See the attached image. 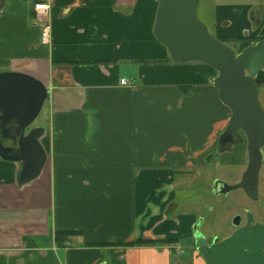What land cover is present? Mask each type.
Instances as JSON below:
<instances>
[{
	"label": "crops",
	"instance_id": "obj_1",
	"mask_svg": "<svg viewBox=\"0 0 264 264\" xmlns=\"http://www.w3.org/2000/svg\"><path fill=\"white\" fill-rule=\"evenodd\" d=\"M157 6L0 0V73L33 77L49 96L47 125L30 126L44 129L39 175L20 185L21 163L0 158V264H206L183 249L197 217L180 208L176 175L226 159L231 112L213 67L172 61L156 39ZM196 14L220 41L264 39V0H197ZM254 79L264 110V66ZM138 239L170 242L130 245Z\"/></svg>",
	"mask_w": 264,
	"mask_h": 264
},
{
	"label": "water",
	"instance_id": "obj_2",
	"mask_svg": "<svg viewBox=\"0 0 264 264\" xmlns=\"http://www.w3.org/2000/svg\"><path fill=\"white\" fill-rule=\"evenodd\" d=\"M158 2L153 32L175 62L200 61L213 67L217 76L212 83L218 97L231 112L229 122L220 135L219 144L232 145L238 133L246 139L247 164L237 183L221 179L213 182L216 195L242 189L257 199L258 175L264 145V110L258 98L255 76L264 66V39L239 52L215 38L197 17V0H156ZM47 88L24 73H0V137L11 139L17 147L5 146L0 140V158L20 162L17 183L35 179L46 161L39 139L42 127H31L42 105L48 99ZM240 215L232 224L229 236L210 243L196 228L194 246L206 264H264V224L255 222L250 212Z\"/></svg>",
	"mask_w": 264,
	"mask_h": 264
},
{
	"label": "rangeland",
	"instance_id": "obj_3",
	"mask_svg": "<svg viewBox=\"0 0 264 264\" xmlns=\"http://www.w3.org/2000/svg\"><path fill=\"white\" fill-rule=\"evenodd\" d=\"M224 43L236 51V47L231 42ZM48 116V104L44 101L33 124L47 125ZM228 150L231 152L225 154L226 159L222 161L216 157L214 163H208L201 168H192L188 175H176L175 196L178 202H181L180 208L195 212L197 229L206 237L208 243L214 237L220 240L234 231L232 219L235 215H240L243 224L245 213L248 211L255 222L264 224V145L256 200L248 198L242 189L219 195L212 190V183L217 178L229 184L237 183L246 167V139L242 133H238L235 144L228 146ZM192 247H194V240L189 245L183 244V249L187 252H190Z\"/></svg>",
	"mask_w": 264,
	"mask_h": 264
},
{
	"label": "trees",
	"instance_id": "obj_4",
	"mask_svg": "<svg viewBox=\"0 0 264 264\" xmlns=\"http://www.w3.org/2000/svg\"><path fill=\"white\" fill-rule=\"evenodd\" d=\"M260 39H257V38H253V37H248V36H242V37H239L237 39H234L232 41H229V40H221L222 42H231L232 45L234 47H236V52H239L241 51L242 49H244L245 47L251 45V44H254L256 43L257 41H259ZM173 61V60H172ZM147 62H150V63H157V64H163L164 61H147ZM6 64V61H0V65H4ZM182 89L186 90L187 89V86H182ZM64 234L63 232L61 231H57L55 233V239L60 242L61 240H63V238L59 235H62ZM170 242L169 240H154V239H138L136 241H134L133 243H130V245H148V244H153V243H168Z\"/></svg>",
	"mask_w": 264,
	"mask_h": 264
},
{
	"label": "built area",
	"instance_id": "obj_5",
	"mask_svg": "<svg viewBox=\"0 0 264 264\" xmlns=\"http://www.w3.org/2000/svg\"><path fill=\"white\" fill-rule=\"evenodd\" d=\"M33 10L35 11V14L37 15H45L49 9V5L46 3H34L32 6ZM51 36V25L49 21H43L41 23L40 27V40L41 43L44 45H47L50 43V37ZM121 84L125 83V79L120 80Z\"/></svg>",
	"mask_w": 264,
	"mask_h": 264
},
{
	"label": "flooded vegetation",
	"instance_id": "obj_6",
	"mask_svg": "<svg viewBox=\"0 0 264 264\" xmlns=\"http://www.w3.org/2000/svg\"><path fill=\"white\" fill-rule=\"evenodd\" d=\"M0 140L3 143V145H5V146H12V147H15V148L17 147V143L13 142L11 139H3V138L0 137ZM236 140H237V137L235 138L234 143L232 145L235 144ZM228 146H230V144H228V143L226 145H220V149L219 150L220 151L226 150V149H228ZM244 223H245V220H244ZM243 224L241 223V225H243Z\"/></svg>",
	"mask_w": 264,
	"mask_h": 264
}]
</instances>
